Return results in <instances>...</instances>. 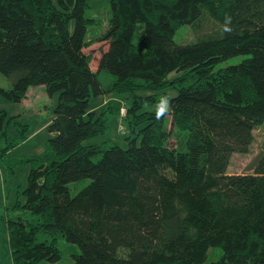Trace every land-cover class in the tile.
<instances>
[{
	"label": "trees",
	"instance_id": "trees-1",
	"mask_svg": "<svg viewBox=\"0 0 264 264\" xmlns=\"http://www.w3.org/2000/svg\"><path fill=\"white\" fill-rule=\"evenodd\" d=\"M87 8V0H0V74L12 83L0 95L20 102L39 85L57 94L52 136L28 159L24 202L7 220L12 264H56L60 240L74 249L73 264H202L209 248L222 250L210 264H264V152L252 173L227 172L264 121V0H110L94 41ZM203 12L221 35L177 44L175 32ZM92 42L108 43L96 72L83 51ZM99 71L116 78L112 93L132 95L121 118L125 150L89 143L108 128L90 105L108 91ZM173 72L183 74L169 81ZM167 87L177 91L163 95L168 108L144 110L157 100L140 91ZM10 124L0 110V159L26 140L21 124L9 138ZM82 180L71 195L68 185Z\"/></svg>",
	"mask_w": 264,
	"mask_h": 264
},
{
	"label": "rangeland",
	"instance_id": "rangeland-1",
	"mask_svg": "<svg viewBox=\"0 0 264 264\" xmlns=\"http://www.w3.org/2000/svg\"><path fill=\"white\" fill-rule=\"evenodd\" d=\"M88 8L85 15L93 19L92 25H89V41H94L101 32L106 28L107 22L111 16L110 0H87ZM220 23L212 18L208 12H203L192 25H182L174 34V41L177 44H186L204 39L208 36H220ZM138 37L136 38L137 43ZM108 48L107 42H92L83 51L90 56V67L98 71L99 60L103 52ZM246 58L244 55L234 56L226 59L219 66H227L239 63ZM182 72H173L168 76V80H174L182 76ZM98 80L104 89H108L104 94L91 97L90 105L97 115L102 112L107 119L108 128L104 134L95 136L89 143L100 144L110 142L122 150L126 149L125 140L126 124L122 123L121 118L125 115V107L131 101V94L119 95L112 93L116 78L106 71L98 72ZM11 81L0 74V87L7 90L11 88ZM115 92V91H114ZM176 89L167 87L164 91H140V94L154 95L153 99L157 102L151 105H145L144 110H165L168 108L167 100H163V95L169 97L175 96ZM57 103V94L49 96L44 87L33 86L27 91V97L20 102H11L0 95V110L4 111L8 118L13 117L14 125L10 124L7 128L9 138L18 137L16 124L25 125L26 140L20 142L11 148L0 159V264H12L7 220L12 215V207L16 201L24 202L21 194L27 183V177L31 163L28 159L42 154L46 148V142L50 136L47 126L53 118V109ZM112 106L119 107V114L116 110H111ZM123 109L124 111H121ZM124 113V114H122ZM253 143L249 153H235L231 157L230 164L227 168L229 174H250L252 173V164L254 160L264 152V121L253 131ZM183 138L171 137L169 145L174 147L182 146ZM88 183V180H82L68 185L71 195H75L82 187ZM61 259L56 264H73L71 253L74 249L64 241H59ZM77 249V248H76ZM78 250V249H77ZM222 256L220 248H209L207 257L202 264H210Z\"/></svg>",
	"mask_w": 264,
	"mask_h": 264
},
{
	"label": "built area",
	"instance_id": "built-area-1",
	"mask_svg": "<svg viewBox=\"0 0 264 264\" xmlns=\"http://www.w3.org/2000/svg\"><path fill=\"white\" fill-rule=\"evenodd\" d=\"M121 111H124L123 109H121ZM122 114H124V113H122Z\"/></svg>",
	"mask_w": 264,
	"mask_h": 264
},
{
	"label": "crops",
	"instance_id": "crops-1",
	"mask_svg": "<svg viewBox=\"0 0 264 264\" xmlns=\"http://www.w3.org/2000/svg\"><path fill=\"white\" fill-rule=\"evenodd\" d=\"M27 97V96H26Z\"/></svg>",
	"mask_w": 264,
	"mask_h": 264
}]
</instances>
